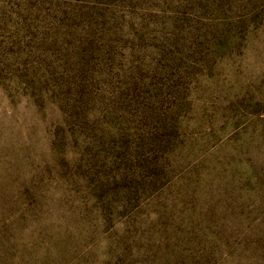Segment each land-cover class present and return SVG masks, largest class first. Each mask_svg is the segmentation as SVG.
<instances>
[{"label":"rangeland","instance_id":"rangeland-1","mask_svg":"<svg viewBox=\"0 0 264 264\" xmlns=\"http://www.w3.org/2000/svg\"><path fill=\"white\" fill-rule=\"evenodd\" d=\"M0 264H264V0H0Z\"/></svg>","mask_w":264,"mask_h":264}]
</instances>
